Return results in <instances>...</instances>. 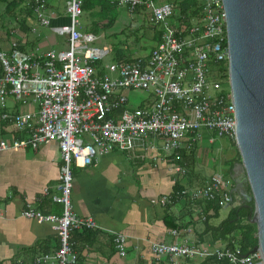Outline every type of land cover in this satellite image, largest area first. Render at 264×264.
<instances>
[{
    "label": "built area",
    "instance_id": "obj_1",
    "mask_svg": "<svg viewBox=\"0 0 264 264\" xmlns=\"http://www.w3.org/2000/svg\"><path fill=\"white\" fill-rule=\"evenodd\" d=\"M114 2L131 14L139 11L150 26L159 29L160 41L146 59L104 64L111 50L95 47L97 36L81 30L84 0H69L68 23L54 29L64 39V49L25 52L14 39L9 51H0V109L5 110L0 120L25 135L1 139L0 153L36 151L56 142L62 161L60 195L55 200L62 204L63 214L45 216L33 208L22 212L38 224H51L60 248L30 264H79L73 232L104 229L94 218L75 213L73 168L89 167L116 151L161 150L172 160L170 171L178 185L190 173L185 154L192 156L205 147V141L213 145L217 139H229L237 145L224 0L194 3L188 10L195 15L190 22L176 24L174 19L184 16L180 11L177 16L176 0ZM49 6L48 0H34L32 10L41 27L52 24ZM126 92H140L144 98L132 107ZM10 100L30 110L10 111ZM233 188L230 176L215 173L200 187H184L152 203L168 206L184 200L198 208L200 203L215 202L228 208L235 205ZM198 212L206 221L202 208ZM185 232L192 234L193 230H171L175 241L154 243L152 251L170 264H197L210 258L225 264H264L260 249L244 254L238 246L190 243L182 235ZM113 235L117 252L126 256L128 237Z\"/></svg>",
    "mask_w": 264,
    "mask_h": 264
},
{
    "label": "crops",
    "instance_id": "obj_2",
    "mask_svg": "<svg viewBox=\"0 0 264 264\" xmlns=\"http://www.w3.org/2000/svg\"><path fill=\"white\" fill-rule=\"evenodd\" d=\"M195 3L201 4L200 0ZM114 4L118 6L116 2ZM26 5L33 9L34 0ZM118 8L122 13L116 24L122 18L127 19L136 13L131 14L127 9ZM66 11L61 0H51L48 16L52 24L46 28L38 24L34 13L29 16L25 9L7 13L6 5L1 3L0 51H9L14 39L18 40L20 49L25 52L64 49V39L54 29L68 23ZM182 22H190L188 14L174 19L175 24ZM116 24L109 36L123 31L117 30ZM147 25L151 49L148 55L141 54L132 59H146L158 43L159 29ZM101 36L104 38L103 34ZM108 49L114 54L113 48ZM18 109L26 108L10 100L8 110ZM12 130H15L14 126L0 120L2 136H13ZM237 154L228 160L233 162ZM221 155V158L228 156L223 152ZM219 157L206 146L198 148L192 156H184L183 160L190 173L186 179L181 178L178 185L174 184V175L170 171L172 160L164 156L161 150L159 153L141 149L132 152L116 151L99 158L89 167L73 168L72 202L75 213L79 217L94 218L104 228L73 232L72 242L79 264H170L166 257L157 256L151 246L154 243L174 242L170 232L177 228L172 225L183 231L192 229V234H182L190 243L222 246L223 243L214 242L212 233L206 231L205 221L198 212L202 208L201 204L196 208L184 200L168 206L152 203L161 197L174 195L184 187L202 186L210 176L217 173L214 170V159ZM61 166L60 148L56 142L43 145L36 151L28 149L19 153H0V264H30L36 257L56 252L60 248L58 234L51 224H38L23 217L22 212L33 208L45 216L63 214L62 204L55 200L60 195L58 186ZM229 175L234 183V191L238 176L234 170ZM113 232L128 237L126 256H120L117 252ZM180 264L189 263L180 261Z\"/></svg>",
    "mask_w": 264,
    "mask_h": 264
},
{
    "label": "water",
    "instance_id": "obj_3",
    "mask_svg": "<svg viewBox=\"0 0 264 264\" xmlns=\"http://www.w3.org/2000/svg\"><path fill=\"white\" fill-rule=\"evenodd\" d=\"M224 5L237 148L251 195L243 189L244 182L236 183L234 192L241 200L254 201L252 223L259 235L254 251L260 249L264 256V0H224Z\"/></svg>",
    "mask_w": 264,
    "mask_h": 264
},
{
    "label": "trees",
    "instance_id": "obj_4",
    "mask_svg": "<svg viewBox=\"0 0 264 264\" xmlns=\"http://www.w3.org/2000/svg\"><path fill=\"white\" fill-rule=\"evenodd\" d=\"M30 0H0L1 3L6 5L7 13H14L17 9H25L29 16H33L32 6L26 5ZM49 2L51 0H48ZM179 5L182 15L186 16L188 14L189 18L193 15V12H188L187 4L195 3L197 0H176ZM67 8V6H66ZM84 15L83 19V32L85 33H94L96 35L103 34L106 37L108 36V31H110L117 22L119 16V8L117 5L114 4L113 0H84L83 5ZM140 12H136L134 15H138ZM192 14V15H191ZM68 22V21H67ZM25 22H23L24 24ZM129 28V27H128ZM144 29V28H143ZM156 30V29H155ZM130 30H123L121 33L126 34V32L130 33V35L134 34L133 32H129ZM135 35L137 37V32L140 30H135ZM157 32V31H155ZM129 35V34H128ZM111 37H117V35H111ZM158 41H160V32L157 33ZM116 43L113 42L114 48L112 49L114 53V60L115 61H122V60H131L132 53L126 51L123 48L124 44L119 43L117 47L115 46ZM227 72V70H225ZM2 74V69L0 68V75ZM20 109L17 110V113ZM5 113V110L0 109V118ZM12 126L10 123H8ZM7 128V125H6ZM15 128V127H14ZM13 136L15 138H24L25 135L21 134L19 131L12 130ZM2 133H5L3 131ZM4 134H0V140L6 136H2ZM186 156V154H185ZM194 156V155H193ZM238 158L232 162V169L230 173H232L234 169V164L236 162L241 163V156L238 153ZM246 178V175H243ZM181 187V186H180ZM245 191L251 195V189L248 183H245ZM179 192V191H178ZM177 193V192H175ZM234 202L236 204L238 195L234 192L233 193ZM240 199V198H239ZM238 206L231 207L230 213L226 219H224L219 225H214L212 223L213 219H219L221 217V210L223 209L215 202H207V203H200L202 205V211L204 215H206V231L212 233L214 242L216 243H225L226 245L234 248L235 246L240 247L241 252L247 254L252 249L258 246L259 244V235H258V228L257 225L252 223V219L254 217V201L249 202L247 200H240ZM199 204V205H200ZM173 228H179L175 225H172ZM197 264H225L217 259L210 258L206 261H202Z\"/></svg>",
    "mask_w": 264,
    "mask_h": 264
},
{
    "label": "rangeland",
    "instance_id": "obj_5",
    "mask_svg": "<svg viewBox=\"0 0 264 264\" xmlns=\"http://www.w3.org/2000/svg\"><path fill=\"white\" fill-rule=\"evenodd\" d=\"M61 1L63 3V6L66 7L68 0H61ZM200 2L202 3V0H200ZM178 4H177V8H176L177 16H178L179 9H180V5L178 6ZM192 4L193 3L187 4L188 10H191ZM121 13H122V11L119 12V14H121ZM130 16L131 17H129L127 19L122 18V20H120L116 24V27H117L116 29L117 30L129 29L130 30L129 32H133L134 34L130 35V33H128V32H126V34L118 33L117 37L112 38L111 35L109 36V33H111V32L108 31V36L106 37V39H105V36H104V38H102L101 34L97 35L98 40L96 43H94V46L99 47V48H104V47L114 48L113 42L116 43V45H115L116 47H117V44L123 43L124 44L123 48H125L126 51H128V52L130 51L129 53H132V57L139 56L141 54L148 55V50L151 49L149 46L151 44V39L147 35V27H148L147 24H148V22L145 18V15L141 13L138 15H130ZM82 25L84 26L83 19H82ZM135 30H140L139 32H137V34H138L137 37L135 35V32H136ZM52 36L55 37V40L57 39L56 36H54V35H52ZM149 53H150V51H149ZM113 57H114V54L110 53L104 59V64H109V63L114 62ZM228 87H229V85H228ZM126 95L130 98L132 107L138 106L144 98V95L140 92H137V93L126 92ZM29 107L30 106H27L26 110H24V111H29L30 110ZM204 146L208 147L211 152H212V150L214 152H216V156H220L219 158L214 159V163H215V169L214 170L217 171V173L223 174L224 176H230L229 174H230V170L232 169V162H231V160H228V158L239 153L237 145H235L229 139H223V140L217 139L214 141L213 145H210V144H208L207 141H205ZM222 152L224 154H227L228 156L221 158ZM237 158H238V156L234 159H237ZM234 159H232V160H234ZM234 165H235L234 171H235V175L237 177V176H239V174H237V172H240V171L242 172V169H241L242 165H241V163H238V162H236ZM209 170H211V169H209ZM211 171H213V170H211ZM239 202H240V199L237 198V202H236L235 206H238L240 204ZM230 210H231V207L223 208L221 210V217L219 219H213V223L215 225L220 224L224 219L227 218V216L230 213ZM223 245H226V244L224 243Z\"/></svg>",
    "mask_w": 264,
    "mask_h": 264
},
{
    "label": "flooded vegetation",
    "instance_id": "obj_6",
    "mask_svg": "<svg viewBox=\"0 0 264 264\" xmlns=\"http://www.w3.org/2000/svg\"><path fill=\"white\" fill-rule=\"evenodd\" d=\"M237 174H239V176L237 177V184H242L243 182L244 183H246V179L244 178V172H243V170H242V172L240 171V172H237ZM242 174V175H241ZM244 186H245V184H244ZM243 186V189L245 190V187ZM239 203H242V201H240Z\"/></svg>",
    "mask_w": 264,
    "mask_h": 264
}]
</instances>
